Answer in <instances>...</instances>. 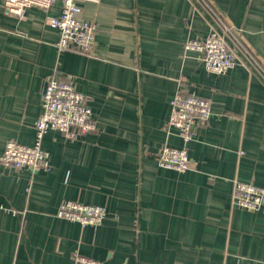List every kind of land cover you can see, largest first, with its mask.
I'll list each match as a JSON object with an SVG mask.
<instances>
[{
	"label": "crops",
	"instance_id": "obj_1",
	"mask_svg": "<svg viewBox=\"0 0 264 264\" xmlns=\"http://www.w3.org/2000/svg\"><path fill=\"white\" fill-rule=\"evenodd\" d=\"M206 1L264 72V0ZM193 2H79L97 25L94 53L84 55L56 49L58 31L46 21L60 1L17 19L0 0V156L8 141L32 144L54 69L73 79L96 122L74 139L43 136L49 171L0 164V264H73L75 253L98 264H264V209L231 203L235 181L264 189V77L243 67L212 74L184 53L209 31ZM178 91L211 106L188 143L166 130ZM163 146L185 147L190 169L160 167ZM68 200L104 207L103 222L58 218Z\"/></svg>",
	"mask_w": 264,
	"mask_h": 264
},
{
	"label": "built area",
	"instance_id": "obj_2",
	"mask_svg": "<svg viewBox=\"0 0 264 264\" xmlns=\"http://www.w3.org/2000/svg\"><path fill=\"white\" fill-rule=\"evenodd\" d=\"M55 1L61 2L58 17L48 18L47 24L58 31V52L72 50L92 55L95 50L97 25L82 15L79 2L97 4L100 0H2L5 14L21 19L26 9H48ZM203 11L209 31L203 39H188L184 53L193 52L204 69L212 74L223 75L234 67L252 68L263 75L261 66L243 42L239 31L229 25L206 0H193ZM181 80L178 81L181 84ZM170 117L166 130H174L184 142L192 141L199 128L205 127L211 116L209 101L193 93L178 91L170 101ZM41 114L34 123V139L31 145L8 141L0 156V164L15 170L26 169L31 173L49 171V154L42 148L43 136L56 131L68 139L96 131V122L88 98L79 92L71 77L61 76L54 69L46 79L41 95ZM158 165L179 173L190 169L188 151L185 147L163 146L157 153ZM233 206L248 210L264 209V189L253 184L233 183L231 195ZM56 216L75 222L81 228L99 226L106 210L99 205H87L76 201H63ZM73 264H98L75 253Z\"/></svg>",
	"mask_w": 264,
	"mask_h": 264
}]
</instances>
